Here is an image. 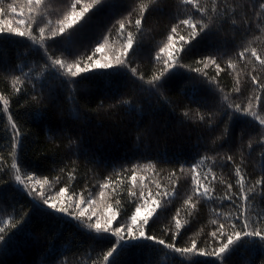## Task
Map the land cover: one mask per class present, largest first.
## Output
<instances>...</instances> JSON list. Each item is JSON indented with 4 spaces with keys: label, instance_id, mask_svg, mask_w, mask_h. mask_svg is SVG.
<instances>
[{
    "label": "trees",
    "instance_id": "1",
    "mask_svg": "<svg viewBox=\"0 0 264 264\" xmlns=\"http://www.w3.org/2000/svg\"><path fill=\"white\" fill-rule=\"evenodd\" d=\"M139 2L140 0H114L112 5L102 11L86 13L87 23L80 27L78 22L74 26L71 41H61L53 45L50 51H55L57 58L76 59L86 63L87 56L92 54L96 43L105 42L104 37H107L106 48L119 50L123 39L118 32L117 21L122 17L126 23L128 19L134 21L137 18L135 14L128 17L127 13ZM218 2L221 16L212 32L187 48L182 62L192 68L198 67L207 71L210 77H216L214 66L205 69L202 64L195 63L197 59L216 54L217 62L223 69L217 77L220 87L232 101L246 105L249 97L264 94L254 87L250 80L251 75H256L257 79L264 83V68L259 66L254 57L246 55L241 59L238 53L245 48H255L264 57V17H257L259 9L257 7L253 10L254 0ZM73 3L74 0H44L46 7H42L40 11L46 19L38 26L33 25L34 34L38 36V27L45 26L48 20L52 22V27H56V22L70 12ZM85 3H90V0H81L77 10ZM196 3L211 9L214 0H196ZM225 4L229 9L227 13L223 12ZM9 5L15 6L17 12L23 11L26 20L31 19L26 0H0V7L5 9V13L0 15V20L18 19L9 9ZM146 15L147 22L142 25L144 35L138 36L141 47L132 56V66L138 67L147 80L159 67L153 57L155 51L166 42L171 26L178 20L189 17L199 21L201 15L196 11L195 4H189L186 0H156L155 9ZM208 15L212 16L214 13L209 11ZM113 25H117L116 28H113ZM129 30L136 34L134 27ZM179 35L187 38L189 29L181 26L178 29ZM30 43L25 38H0V68L14 65L18 69L16 75H20L21 80L25 81L24 84L16 85L22 89L17 94L12 89L10 79L0 73V94L10 99L7 112L4 111L3 101H0V227L5 226L4 222L8 220L12 209H15L17 219L31 209L30 200L19 190V186L14 182H5L8 177L3 175L4 170H10L13 162L21 166L22 172H35L38 179L47 177L49 184L45 188L50 194L66 185L71 186V191L76 193L88 189L101 208L103 204L98 185L108 183L109 187L104 190L103 203L115 209L119 201L125 216L134 210V205L129 203L133 199L131 191L138 192L143 186L145 192H155L159 184L161 190L167 188L171 192V185L178 183V195L148 228L150 235L172 242L170 236L176 231L172 217L179 209L178 219L182 225L188 227V231H183V228L180 230L183 234L177 237V247L188 246L191 238H197L201 246L206 243L211 250L213 242L208 234L215 230L213 221L228 224L229 221H225L224 216L238 215L233 203L240 202L227 199L232 193L238 194L240 191L236 186L237 165L245 177L244 190L247 191L255 185V192L248 202L249 208L253 214L264 215V192L256 184V181L264 176L261 149L255 147L249 152L245 148L241 157L239 147L229 141L215 153L205 152L207 133L202 127L192 123L194 115H181L186 107L195 110L196 102L202 101L209 105L214 102L206 88L191 86L190 78L194 73L180 70L176 86L165 93L166 102L157 100L156 97H152L151 104H141L139 100H134L131 108L121 107L118 113L108 115L97 108L100 99H103L107 106L113 102V97L132 99L137 93L130 87H121L113 92L106 88V78L97 75L84 74L83 79L77 80L74 89L60 85L54 77L45 74L40 53L35 50V46L29 47ZM108 54L111 55V51ZM229 60L231 67L228 66ZM24 74H27V80ZM40 78L44 79L46 90L48 87L54 90L55 101L46 102L43 105V114L34 117L27 101L33 94L30 92L32 84L39 86ZM237 80L240 81L242 94L233 95ZM252 103L256 107V101L253 100ZM201 111L206 114L203 109ZM261 114H264V111ZM9 116L20 126L23 133L16 148L12 147L13 142L9 136ZM138 125L140 129L149 130L148 135L140 141L137 140ZM239 127L240 125H234V130L238 132ZM58 128H69L83 137L84 143L79 155L73 154L77 151L75 149L73 152L68 150V141L60 138ZM142 152L155 158V168L147 167V161L141 160L140 163L144 166L137 170L138 179L133 185L130 174L123 173L119 166L124 164L125 167H131L128 162H135ZM197 152L201 156L209 157L203 163H199V158L196 159L202 183L208 187L209 194L199 200L193 218L185 215L181 205L193 187L194 173L191 164ZM93 155L109 165L114 164L115 169L106 167L104 162L94 163L91 160ZM227 155H234L235 163L226 161ZM60 169H63L62 174ZM11 174L10 171L9 175ZM205 176L208 177L207 181L203 179ZM57 178L61 183L56 184ZM229 183L233 184L231 190L227 188ZM113 196L116 197L115 200L112 199ZM107 246V242L93 240L86 231L77 227L75 222L31 212L26 227L13 237L8 248L0 245V264H51L53 257L58 254H63L61 258L66 259L67 264H91V260H97L100 250H106ZM119 259L123 264H188L191 257H181L166 247L146 242L122 254ZM261 261H264V253L258 248L241 245L228 258L227 264H261Z\"/></svg>",
    "mask_w": 264,
    "mask_h": 264
},
{
    "label": "snow or ice",
    "instance_id": "2",
    "mask_svg": "<svg viewBox=\"0 0 264 264\" xmlns=\"http://www.w3.org/2000/svg\"><path fill=\"white\" fill-rule=\"evenodd\" d=\"M26 2L31 19L26 20L23 11L17 12L15 6L9 5V9L14 15L18 16V19L0 20V38L19 37L30 41L29 47L35 46V50L40 53L43 68L46 70L45 74L54 77L60 85H67L69 88L74 89L77 80L83 79L84 74H87L105 77L106 88L113 92L121 87L133 89L137 95L133 96L132 99L113 97V102L107 106H105L103 99L99 100L97 108L108 115H112L118 113L121 107L131 108L134 100H139L141 104H151L152 97H156L157 100H165L166 102L165 93L173 90L180 70L184 69L189 73L195 74L190 78L191 86L193 88H206L211 93L214 101L211 105L202 101L196 102L197 107L195 110L192 107H186L181 113L182 117L194 115L195 119L192 123L202 127L207 133L204 151L215 153L218 149L223 148L226 143L233 141L234 145L241 150V157L245 148L250 152L255 147H259L261 149V158L264 159V114H261L264 111V94L249 97L246 105L232 101L218 83L217 77L223 69L220 63L217 62L218 56L216 54H209L195 61L196 64H202L205 69L214 66L216 77H210L207 71H202L198 67L192 68L182 62L184 59L183 54L187 51V48L212 32L217 19L221 16L218 0H214L211 9L202 7L199 3H196V0H186L189 4H195L196 11L201 15V19L197 21L189 17L178 20L177 23L171 26L166 42L159 47L158 51H155L153 57L159 67L147 80L138 67L132 66L134 63L132 56L141 47L138 36L142 37L144 35L142 25L147 22L146 14L151 13L155 9L156 0H146V2L145 0H140L136 7L127 13L128 17H133L135 14L137 18L134 21L128 19L126 23L123 17L117 21L118 32L123 39L119 50L106 48L107 37H104L105 42L96 43L92 54L87 56L86 63L76 59L57 58L56 52L50 51V49L61 41L70 42L71 31H75L74 26L78 22H80V27L87 23L86 13L102 11L112 5L114 0H90V3L80 6L79 10H77V7L80 5L81 0H74L70 12L64 15L63 19L56 22V27H52V22L48 20L45 26L38 27V36L34 34L33 25L38 26L46 19L44 13L40 11L42 7H46L44 0H26ZM252 7L254 11L258 7L259 11L256 13L258 18L264 17V0H254ZM228 10V6L225 4L223 12L227 13ZM209 11L214 13V15L209 16ZM4 13L5 9L0 7V15ZM116 26L113 25V28H116ZM181 26H186L189 29L187 38L183 35L178 36V29ZM133 27L136 29V34L129 30ZM66 30H68L67 34ZM46 33L48 34L46 35ZM109 51H111V55L108 54ZM69 55L71 56L72 53H69ZM238 55L241 59L246 55H250L255 58L261 68H264V57L255 48H245ZM228 66H232L230 60L228 61ZM17 71L18 69L14 65L0 68V73L6 79H10L13 91L19 94L22 89L17 88L16 85L18 83L24 84L25 81L21 80L20 75H16ZM24 75L25 80H27V74ZM250 80L254 87L264 93V83L260 82L256 75H251ZM53 91L50 87L46 90L43 78H40L39 86L36 83L32 84L30 92L33 94L29 96L27 101V106L32 109L31 115L34 117L41 116L45 111L43 105L46 102L53 103L55 101ZM25 94L27 95V92ZM240 94H242V89L240 81L237 80L233 95ZM253 100L256 101V107L253 106ZM0 101H3L4 111H9L10 99L0 94ZM201 109L206 114L202 113ZM9 120L11 121L9 136L13 142L12 147L16 148L22 140L23 133L20 130V126L12 120L11 116H9ZM234 125H240L238 132L234 130ZM57 131L61 139L68 141V150L73 152L75 149L77 151L73 152V154L79 155V150L82 149L84 143L83 137L69 128H58ZM137 131L138 141L149 133L148 129H140L139 125L137 126ZM231 148L232 145L229 146V150ZM197 158H199V163L209 159L207 155L201 156L197 152L194 162L191 164V169L194 173L192 177L193 187L186 194L181 205L185 210V215L193 218L195 217L199 200L209 194V189L202 183L201 175L198 172ZM154 159L142 152L136 157L135 162H128L131 167H125L124 164H120L119 167L123 173L130 174V180L135 185L138 179L137 170L144 166L140 161L145 160L147 161V167L155 168ZM13 160H16L15 156ZM91 160L97 164L104 162L106 167L111 166L115 169L114 164L109 165L108 162L101 161L95 155L91 156ZM226 161L235 163L234 155H227ZM10 171L11 175H9ZM60 172L62 174L63 169H60ZM172 174L175 175V172ZM3 175L8 177L5 181L6 183L14 182L18 185L19 190L31 202V209L20 215L19 219H17L15 209H12L8 220L4 222L5 226L0 227V245H3L5 249L8 248L13 237L24 230L30 219V213L35 212L41 216L75 222L77 227L81 228L82 231H86L93 240L107 242L106 250L102 248L98 259L91 260V264H123L119 259L122 254L138 248L146 242H150L154 246L166 247L181 257H191L188 264H227L228 258L241 245L252 249L258 248L264 253V215L260 213L253 214L249 208L248 202L255 192V185L247 191L244 190L246 181L244 175L241 174L239 165L236 167V175L238 177L236 186L240 191L238 194L232 193L231 196L227 197L229 201L238 200L240 202L238 204L233 203L238 215L232 216L230 214L224 216L223 219L229 221L228 224L213 221L215 230L208 234L213 242L211 250H209V246L206 243L201 246L197 238H191L188 246L177 247V237L183 234L180 230L183 228V231H188V227L182 225L178 219L179 209L176 210V215L172 217L176 229L170 236L172 242H166L164 239H158L148 233L151 223L155 222L157 216L165 211L170 201L178 195V183L171 185V192L167 188L161 190L159 184H157L158 190L155 192H145L143 186L138 192L131 191L130 195L133 199L129 203L134 205V210L131 211L130 215L125 216L123 206L119 204V201H117L115 209L111 205L103 203L104 190L109 187L108 183L98 185L101 189L99 192L101 204H103L101 208L88 189L76 193L71 191V186L66 185L59 187L54 194H50L45 188L49 184L47 177L38 179L35 172L31 174L27 173V171L22 172L21 166L17 162L12 163L10 170L6 168ZM203 179L207 181L208 177L205 176ZM212 179H215L214 175ZM59 183L61 181L57 178L56 184ZM256 184L264 192V176H261L256 181ZM227 188L231 190L233 184L229 183ZM113 190L115 191L114 187ZM112 199L115 200L116 197L113 196ZM62 255H55L51 264H67L66 259L61 258ZM89 259H91V255H89ZM261 264H264V261H261Z\"/></svg>",
    "mask_w": 264,
    "mask_h": 264
}]
</instances>
